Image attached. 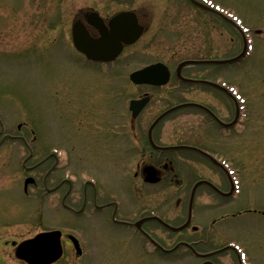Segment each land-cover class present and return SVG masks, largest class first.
<instances>
[{
    "label": "flooded vegetation",
    "instance_id": "obj_1",
    "mask_svg": "<svg viewBox=\"0 0 264 264\" xmlns=\"http://www.w3.org/2000/svg\"><path fill=\"white\" fill-rule=\"evenodd\" d=\"M114 2L124 4L127 0H107L106 4L109 6L103 7L70 8L69 13L73 15L71 20L68 19L67 9L59 11L58 31H61V45L65 50L64 60L73 62L90 79L86 69H93L91 74L93 76L96 68L104 74L108 72L106 69L122 62L124 58L126 61L130 60L131 56L138 53L131 52L132 49L138 47L149 32L152 21L150 8L141 7L137 10L115 8L112 6ZM69 22L70 25L67 26ZM137 33L140 34L139 38L135 43L128 45L126 41L136 38ZM75 38L81 39L86 52L92 53L93 56L96 50L91 45H94L97 48L98 59H90L77 49L74 44ZM117 47H122L119 57L114 62L107 63L103 56L116 51ZM142 55L148 56L145 50L141 51L140 56ZM156 63L162 62L152 64ZM184 78L200 80L187 77L184 69L178 73L176 67V70L170 69V81L167 86H135L130 82L132 87L142 91L138 96L131 98L127 97V87L121 84L117 89L119 110L116 112L117 119L113 128L110 121L112 107L109 103H105L103 111L100 110L99 113L95 107L81 105L79 107L80 94L75 93V89L63 88L57 95L62 113L66 111L68 119L75 116L83 132L86 133V128L96 132L93 146L96 144L104 147L100 154H97L96 149L90 150L91 145L88 141L90 135H84L87 138V145L84 148L88 147L94 154L93 158L97 160L98 156L103 161H108L106 167L99 168V171L89 169L90 172L80 173L75 169L73 156L77 151L74 146H70L71 150L52 144L43 147L42 141L38 147L39 137L34 131H30L32 139L27 134L0 135L2 138L0 147L6 143L17 142L24 145L27 154L26 161L24 160L25 179L41 169V192L46 210L48 198L53 195L57 197V209L50 211L59 213L60 226L41 233L55 231L61 233L63 256L58 263L65 261L66 264H70L71 259V264H102L98 256V252L101 253V246H97L99 242L95 235L96 233L100 235L103 230L112 233L111 237L117 240V243L123 244L108 248L110 262L107 259L104 264H255L249 248L237 242L228 228L239 220L252 218L264 220V207L263 210L254 206L239 208V197L228 177V174L239 171L238 157L222 154L219 148L215 149L213 145L204 143L202 135V132H205L211 138H214L211 136L214 134L228 140L238 138L243 134L241 124L248 120V115L244 118V113L240 111L238 94L233 96L212 87L205 86L206 89L204 88L205 91L202 93L204 97L201 96V100L183 101L184 97L191 96L190 93L181 95L182 90L187 88L182 85H188L183 82ZM173 83H177V86L172 85ZM102 92L109 95L111 88H105ZM94 94L93 91L87 96ZM220 99H226L228 103L223 105ZM141 100H148V104L134 117L130 105L133 101ZM157 101L162 103L164 109L159 112H156L158 109H154L150 113L149 110ZM191 104L206 108L215 118L198 107L180 110L201 112L205 118L201 122L194 121L190 137L182 136L187 143H165L179 137H175L174 134L175 129L182 126L181 123L175 121L170 123V120L180 111L172 112L160 121L159 118L178 106ZM71 106L74 110L70 111ZM223 113L227 114L225 118ZM100 116H103L104 120L100 119ZM204 145L206 147H203ZM113 147L119 149L114 156L109 150ZM171 147L190 149L179 151L156 149ZM203 152L217 162L205 156ZM180 153L186 157L175 156ZM34 160H36L34 165L27 167ZM195 168L208 171L211 177L189 183L184 182L185 177L179 178L178 174L188 175L189 169ZM63 170L68 171L62 175ZM112 170L117 174L115 182H107L101 177L105 174L109 176ZM148 171L156 172L161 181L157 184L150 183ZM165 175L168 177V184H165ZM201 182H208L210 185H200ZM158 186L163 187L158 189ZM121 190H129L131 196H137L135 202L132 199L124 201ZM213 197L217 201H213L211 199ZM204 212L218 213L207 215L212 218L208 228L199 224V214ZM61 217L65 219L61 221ZM84 219L89 220L86 226L81 223ZM235 246L239 249L236 250ZM111 253H115V257H112Z\"/></svg>",
    "mask_w": 264,
    "mask_h": 264
},
{
    "label": "rangeland",
    "instance_id": "obj_2",
    "mask_svg": "<svg viewBox=\"0 0 264 264\" xmlns=\"http://www.w3.org/2000/svg\"><path fill=\"white\" fill-rule=\"evenodd\" d=\"M106 1L0 0V122L8 129L5 134H27L30 137V131H34L39 137L38 147L42 141L43 147L52 144L70 149V146H74L77 151L73 156L75 169L80 173L90 172L89 169L99 171V168L106 167L108 161H103L97 155L95 160L94 154L88 147L84 148L87 145V138L84 135H90V138L88 137L90 150L96 149L97 154L103 152L104 147L101 145L93 146L96 132H92L91 128H86V133L83 132L75 116L68 119L66 111L62 113L57 95L63 88L75 89L74 92L80 94L79 107L80 105L95 107L96 112L99 113L100 110L103 111L105 103H109L112 107L110 121L113 128L117 119L116 112L119 110L117 89L123 84L127 87L128 98L138 96L142 91L131 86L129 75L144 65L162 62L169 69L176 70L182 62L189 60H232L238 57L244 48L243 40L231 25L195 8L188 0H127L124 4L114 2L112 6L115 8L135 10L141 7L150 8L152 21L149 32L138 47L134 48L136 50H129V52H138L131 56L130 60L126 61L124 58L122 62L106 69L108 72L104 74L96 68L93 76L91 75L93 69H86L90 79L73 62L64 60L65 50L61 45V31H58L59 11L65 8L69 13L68 9L74 7L109 6ZM205 2L241 20L243 23L241 27L248 30L252 47L248 50V57L234 65L210 67L204 64L184 68L187 77L213 82L218 79L228 87H236L248 102L250 119L247 122L248 129L246 127L243 134L228 140L219 134L211 135L214 137L211 138L208 133L202 132L203 142L209 146L213 145L215 149L219 148L222 154L238 157L241 170L237 177L242 192L239 197V208L254 206L263 210L264 0H205ZM72 16V13H69L68 19L71 20ZM69 25L70 22L67 26ZM143 50L148 56H140ZM172 85L177 86V83ZM182 86L187 88L182 90L181 95L191 94L188 97L183 96L185 98L183 101H196L195 99L201 100V96L204 97L202 93L205 91L203 90L205 85ZM105 88H111L109 95H104L102 92ZM93 91L95 93L93 96H87ZM221 101L223 105L228 103L226 99ZM163 107L162 103L157 101L149 111L152 113L154 109H158L156 112H159ZM69 110H74L73 106ZM226 115L224 114L223 117L225 118ZM204 118L201 112L194 110L176 113L170 123L172 121L181 123L182 126L177 127L174 134L175 137H179L165 143H187L182 136L190 137L194 121L201 122ZM100 119L104 120V117L100 116ZM1 133L0 127V135ZM117 145L120 147L119 142ZM109 150L114 156L119 149L113 147ZM25 151L21 142L6 143L0 147V264H25L16 259L15 245L35 237L44 230L60 226L59 213L50 211L57 209V197L53 195L48 198L47 210L42 199L41 169L33 173L37 185L30 187L27 196L24 194L23 179L26 176L22 173V161L27 155ZM175 156L186 157L181 153ZM112 160L115 161V158ZM35 162L36 160L30 164L34 165ZM67 171L63 170L61 174L64 175ZM189 171L188 175L178 174L180 179L186 178L184 181L186 183L211 177L208 171L199 168ZM203 173L207 174L203 175ZM116 175L112 170L110 177L106 174L101 177L107 182H115ZM164 181L168 184L167 175ZM129 186L133 187L132 184ZM120 192L124 201L132 199L135 202L137 199V196H131L129 190ZM211 199L217 201L214 197ZM211 214L218 213L199 214V224L204 228L212 220L207 216ZM64 219L65 217L60 218L61 221ZM81 223L86 226L89 220L84 219ZM228 229L237 242L249 248L255 264H264L263 219L239 220ZM98 235L99 233H96L95 238L99 242L97 246H101V253L98 252L99 261L104 264L107 259L110 262L108 248L112 249L123 244L117 243V240L111 237L113 234L108 231L102 230ZM111 256L115 257V253H111ZM69 262L71 264V259ZM58 264H66V262L61 261Z\"/></svg>",
    "mask_w": 264,
    "mask_h": 264
},
{
    "label": "water",
    "instance_id": "obj_3",
    "mask_svg": "<svg viewBox=\"0 0 264 264\" xmlns=\"http://www.w3.org/2000/svg\"><path fill=\"white\" fill-rule=\"evenodd\" d=\"M197 6L205 9L206 11H210L205 6L195 3ZM227 22H229L226 18H224ZM230 23V22H229ZM247 51V43L245 41V49L243 54L230 61H219V62H186L182 65V67L194 66V65H227L238 62L241 58L245 56ZM118 54H113L110 56L109 60L113 61ZM160 66L151 67L136 73L132 76V81L136 84H152V85H163V83L156 82L157 72ZM212 85V84H210ZM156 174H153L155 177ZM153 182L158 183L159 180H152ZM33 183V181H28L27 186ZM16 256L18 259L28 263V264H54L56 263L62 256V249L60 245V235L58 233L51 234H42L36 237L35 239L25 242L21 244L17 251Z\"/></svg>",
    "mask_w": 264,
    "mask_h": 264
}]
</instances>
